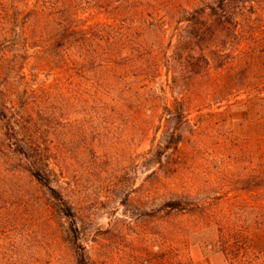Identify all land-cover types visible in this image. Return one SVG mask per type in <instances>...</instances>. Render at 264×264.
Instances as JSON below:
<instances>
[{
  "label": "trees",
  "instance_id": "1",
  "mask_svg": "<svg viewBox=\"0 0 264 264\" xmlns=\"http://www.w3.org/2000/svg\"><path fill=\"white\" fill-rule=\"evenodd\" d=\"M263 4L264 0H19L18 30L12 32L5 23L0 32L11 34L8 47L19 50L23 102L14 140L24 171L60 203L64 215L71 214L49 184L41 143L24 114L27 91L37 73H53L62 85L73 73L84 78L89 71L91 99L117 102L133 113L175 123L164 142L155 145L158 150L178 151L179 130L188 125L192 151L219 152L231 165L229 171L215 169L212 180L222 189L216 197L204 194L190 176L176 178L162 165L154 170L155 177L160 176L154 182L169 195L157 209L183 215L178 226L181 239L192 238L205 254H220L222 264H264V243L252 249L248 236L257 229L264 237V30L258 20ZM160 69L163 79L154 89ZM206 101L224 107L196 113L187 124L191 111ZM233 110L241 114L236 123L231 121ZM202 120L212 121L216 130L200 126ZM230 189L242 191V196H225ZM5 208L0 199V264H19V244H4L15 228ZM174 245L187 247L166 244L167 263L177 256L175 264H193ZM78 247L75 263L86 264L83 248Z\"/></svg>",
  "mask_w": 264,
  "mask_h": 264
},
{
  "label": "rangeland",
  "instance_id": "2",
  "mask_svg": "<svg viewBox=\"0 0 264 264\" xmlns=\"http://www.w3.org/2000/svg\"><path fill=\"white\" fill-rule=\"evenodd\" d=\"M18 20L19 0H0V27L6 23L16 32ZM258 20L263 31L264 4ZM10 37L0 32V199L5 215L15 223L4 244H19V264H76L78 246L83 248L86 264H168L166 244H187L174 248L185 251L193 264H222L220 254H205L192 238L181 239L182 214L157 209L169 195L154 182L160 177H155L154 170L162 165L176 178L190 176L204 194L216 197L222 189L212 180L215 169L229 171L231 165L219 152L192 151L188 125L179 130L178 151L158 150L155 145L164 142L175 123L133 113L117 102L91 99L89 71L84 78L73 73L62 85L55 74L42 71L27 91L24 116L33 122L29 130L41 143L50 186L71 210L70 215L61 212L60 203L24 171L23 158L17 153L14 138L19 136L23 89L19 50L8 47ZM162 79L160 69L154 89ZM223 107L206 101L191 111L187 124L196 113ZM230 116L232 122L240 121V111L233 110ZM199 125L216 130L212 121L202 120ZM232 194L240 197L242 191L230 189L225 196ZM248 236L252 249L263 247L259 230H250ZM176 262L177 256L172 264Z\"/></svg>",
  "mask_w": 264,
  "mask_h": 264
}]
</instances>
